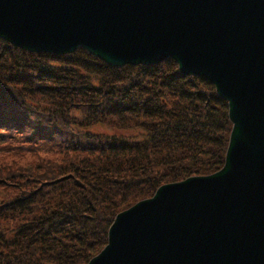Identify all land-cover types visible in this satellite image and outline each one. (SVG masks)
<instances>
[{
    "label": "trees",
    "instance_id": "obj_1",
    "mask_svg": "<svg viewBox=\"0 0 264 264\" xmlns=\"http://www.w3.org/2000/svg\"><path fill=\"white\" fill-rule=\"evenodd\" d=\"M230 130L214 87L173 60L112 67L0 39V156L24 159L0 163V264H87L118 213L219 171Z\"/></svg>",
    "mask_w": 264,
    "mask_h": 264
},
{
    "label": "water",
    "instance_id": "obj_2",
    "mask_svg": "<svg viewBox=\"0 0 264 264\" xmlns=\"http://www.w3.org/2000/svg\"><path fill=\"white\" fill-rule=\"evenodd\" d=\"M0 39L112 67L170 59L227 104L222 168L118 213L87 264H264V0H0Z\"/></svg>",
    "mask_w": 264,
    "mask_h": 264
},
{
    "label": "rangeland",
    "instance_id": "obj_3",
    "mask_svg": "<svg viewBox=\"0 0 264 264\" xmlns=\"http://www.w3.org/2000/svg\"><path fill=\"white\" fill-rule=\"evenodd\" d=\"M94 132H99V133H107V134H113L111 131L105 129V128H96L95 130H93ZM120 135H122L123 137L127 136L129 138H135V139H139L140 138V131L138 130H129V131H126V132H123V133H119ZM4 155V156H3ZM1 154L0 156V163L3 162V163H6L5 160H4V157H6V160L8 161H12L14 159L15 162H18L20 164H23V160H17V158H13L11 156H5V154ZM35 157V156H34ZM12 161V162H14Z\"/></svg>",
    "mask_w": 264,
    "mask_h": 264
},
{
    "label": "bare ground",
    "instance_id": "obj_4",
    "mask_svg": "<svg viewBox=\"0 0 264 264\" xmlns=\"http://www.w3.org/2000/svg\"><path fill=\"white\" fill-rule=\"evenodd\" d=\"M13 47V46H12ZM15 48V47H14ZM16 49H19V48H16ZM22 50V49H21ZM22 51H24V50H22ZM25 52H27V51H25Z\"/></svg>",
    "mask_w": 264,
    "mask_h": 264
}]
</instances>
